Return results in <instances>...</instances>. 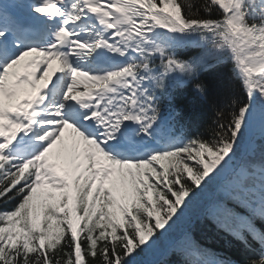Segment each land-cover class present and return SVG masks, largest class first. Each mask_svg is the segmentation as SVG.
Masks as SVG:
<instances>
[{"label":"snow or ice","instance_id":"1","mask_svg":"<svg viewBox=\"0 0 264 264\" xmlns=\"http://www.w3.org/2000/svg\"><path fill=\"white\" fill-rule=\"evenodd\" d=\"M206 229L264 264V0H0V264H240Z\"/></svg>","mask_w":264,"mask_h":264},{"label":"trees","instance_id":"2","mask_svg":"<svg viewBox=\"0 0 264 264\" xmlns=\"http://www.w3.org/2000/svg\"><path fill=\"white\" fill-rule=\"evenodd\" d=\"M183 109L185 114L184 123L186 126H190L193 130L200 129L203 130L212 120V110L206 109L196 113H193L188 109L186 105L181 104L179 106ZM10 207V205H9ZM193 211H196V207H193ZM179 227V226H178ZM202 238H204L209 246H211L218 255L226 256L233 261L240 262V264H247V260L250 253H245L243 251H238L233 245L225 243L222 239L216 238L210 229L204 230L202 233ZM162 243H167L164 241Z\"/></svg>","mask_w":264,"mask_h":264}]
</instances>
